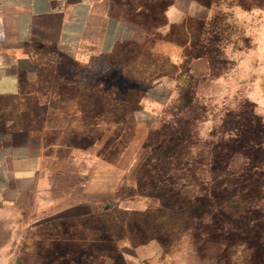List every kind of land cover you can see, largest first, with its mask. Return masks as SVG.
Listing matches in <instances>:
<instances>
[{
  "label": "rangeland",
  "instance_id": "1",
  "mask_svg": "<svg viewBox=\"0 0 264 264\" xmlns=\"http://www.w3.org/2000/svg\"><path fill=\"white\" fill-rule=\"evenodd\" d=\"M116 3L119 11L132 21L136 20L134 23L142 33L138 42H150L153 46L150 55H129L121 45L117 56L102 55L83 64L62 55L54 45L48 44L38 54L35 73L23 78L20 93L0 100V127L13 125L16 129L49 134L42 126L60 129L72 125L75 119L60 108L58 102L61 98L53 92H60L69 101L79 88L85 91L83 97L92 96L94 102H98L96 94L99 89L113 92L118 86V96L124 97L127 89L133 86L124 77L126 71L148 73L154 67L166 65L167 55L172 51L167 41L159 36L161 28L157 31L153 27L164 22L160 7L156 5L153 9L151 5L150 13L137 16L136 11L146 4V0H116ZM189 22L196 28L197 35L205 33L201 38L206 39L201 40V50L207 48L212 60L196 67L195 83L187 81L190 86L184 87L186 91L190 88L191 93L183 104L178 100V83L170 79L174 88L164 106L153 113L151 119L139 115L138 125L127 133L123 132L129 142L125 145L124 156L114 164L118 172L103 174L100 178V183L104 180L119 182V190L116 198L99 205L100 210L116 208L107 207L108 203L124 197L125 207L143 206L144 198L133 202L126 198L135 192L131 187L134 156L151 128L159 126L163 120L172 119L170 111L179 112L181 116L186 115L182 116L184 119L195 121L197 138L190 155L200 152L205 159L208 157L200 169L208 181L204 187L215 196L209 198L202 216L193 219L192 229L173 231L165 246L154 240L161 249L155 258L143 264H253L252 258L264 238V0H212ZM118 64L125 68L118 67ZM145 67L149 68L144 70ZM181 104L185 107L180 111L171 110L173 105L178 107L176 105ZM152 122H155L154 126H147ZM113 131L114 127L107 126L98 130L96 133L103 138L93 148L99 150ZM55 134L61 133L56 131ZM220 138H223L222 144ZM210 150L212 154L216 150L221 152V161L213 163L208 154ZM67 179L77 181L76 176ZM99 206L91 204L84 210L71 209L59 217L81 215L84 211L90 215L89 212ZM120 212L114 210L107 215L114 217ZM29 225L27 221L26 235L20 238L21 249H27L21 251V256L25 255L22 262L43 264L38 255L37 236L51 229L52 224H45L43 229H30ZM18 240L16 237V245ZM68 262L73 264L69 258L56 257L53 264Z\"/></svg>",
  "mask_w": 264,
  "mask_h": 264
},
{
  "label": "crops",
  "instance_id": "2",
  "mask_svg": "<svg viewBox=\"0 0 264 264\" xmlns=\"http://www.w3.org/2000/svg\"><path fill=\"white\" fill-rule=\"evenodd\" d=\"M211 1L146 0V3L166 4V25L160 32L167 34L172 26L197 17ZM116 5V0H0V100L20 93L23 78L35 73L38 54L48 44L62 55L88 64L94 57L113 53L119 45L141 40L139 27L125 18ZM142 8L136 12H148ZM167 44L172 51L168 55L178 60L182 49ZM203 63L204 60L193 61L196 72V67ZM173 88L167 77L151 82L135 120L139 115L151 119L168 101ZM96 152L93 147L60 145L46 150L42 140L29 132L13 125L0 127V264H23L20 238L26 235L27 221L30 229H43L45 224L54 225L88 214L84 211L81 215L60 218L63 212L84 210L87 205L99 206L116 198L119 182L100 183V178L103 174L114 175L118 169ZM68 176H76L77 181L69 182ZM116 200L113 207L121 209L139 211L148 207L146 200L139 208L125 207L124 201ZM99 209L100 206L89 213ZM160 249L154 240L136 247L123 241L117 251L106 255L104 264H143L155 258Z\"/></svg>",
  "mask_w": 264,
  "mask_h": 264
},
{
  "label": "trees",
  "instance_id": "3",
  "mask_svg": "<svg viewBox=\"0 0 264 264\" xmlns=\"http://www.w3.org/2000/svg\"><path fill=\"white\" fill-rule=\"evenodd\" d=\"M156 5L164 14L166 4H154L153 9ZM150 6L147 3L142 5L148 12L137 13V16L150 13ZM124 17L130 19L127 15ZM190 19L192 18L181 25L172 26L167 34H159L165 41L182 49L178 60H173L167 55L166 65L154 67L148 73L126 71L124 77L133 86L127 89L124 97L118 96V86H115L113 92L99 89L96 94L98 102H94L92 96L83 97L85 91L79 88L69 101L60 92H53L61 98L58 102L60 108L75 118L73 124L60 129L42 126L49 134L27 131L32 137L41 139L46 150L56 145L88 149L98 145L102 140V135L96 133L98 130L106 126L114 127L113 135L106 139L96 154L107 162L118 163L124 156L127 148L125 145L129 142L125 133L138 125L135 113L141 108L147 86L160 77L175 80L178 83L177 90L179 89L178 100L183 104L191 93L190 88L186 91L187 88L184 87L195 83L197 77L193 61L204 60L207 63L212 60L207 48L206 51L201 50V43L206 40L201 38L205 37V33L197 35L196 28L189 22ZM165 24L164 18L163 23L158 22L153 27L158 31ZM123 45L129 55L143 57L150 55L153 49L147 40ZM119 46L113 53L107 55L117 56L120 53ZM117 66L125 68L123 64ZM148 68L145 67L144 70ZM192 88L195 94V85ZM182 104L176 105L178 107L173 105L171 110L176 108L180 111L185 107ZM170 113L173 118L163 120L159 126L151 128L148 137L141 142L134 156V182L131 187L135 192L126 198L132 200L144 198L148 202V207L139 211L119 207L107 211L99 209L90 215L59 221L50 227L51 229L37 236L38 255L44 261L43 264H53L56 257L69 258L73 264H101L108 253L119 249L123 241L136 247L156 240L165 246L173 231L178 229V232H182L193 228V219L202 216L204 206L209 205V198L215 196L208 187H204L208 181L200 169L208 157L205 159L200 152L190 155L197 138L194 119H184L182 116L186 115L181 116L179 112ZM154 124L155 122L147 123V126ZM238 124L236 123V126ZM235 129L237 130V127ZM56 131L61 134L57 136ZM222 142L223 138H220L219 143ZM208 154L213 163L223 158V154L217 150L213 154L210 150ZM120 199L125 200V197ZM114 210L121 212L114 217L107 215ZM26 250L25 247L22 252ZM24 256L22 255L23 259ZM252 259L253 264H264V238H261L258 253Z\"/></svg>",
  "mask_w": 264,
  "mask_h": 264
},
{
  "label": "water",
  "instance_id": "4",
  "mask_svg": "<svg viewBox=\"0 0 264 264\" xmlns=\"http://www.w3.org/2000/svg\"><path fill=\"white\" fill-rule=\"evenodd\" d=\"M113 205H114V203H109L107 207H110V206H113Z\"/></svg>",
  "mask_w": 264,
  "mask_h": 264
}]
</instances>
